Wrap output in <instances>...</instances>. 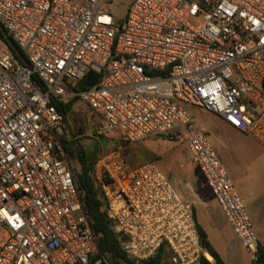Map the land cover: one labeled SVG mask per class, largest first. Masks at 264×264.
<instances>
[{"label":"built area","instance_id":"2783aa9c","mask_svg":"<svg viewBox=\"0 0 264 264\" xmlns=\"http://www.w3.org/2000/svg\"><path fill=\"white\" fill-rule=\"evenodd\" d=\"M110 1L0 0V24L25 58L0 38V264H108L57 132L55 104L72 98L100 119L97 136L116 134L92 178L129 258L138 264L164 247L173 264L213 261L192 205L154 161L132 165L120 151L184 127L193 163L254 259L249 215L186 106L264 148V0H132L121 20Z\"/></svg>","mask_w":264,"mask_h":264},{"label":"rangeland","instance_id":"374dc122","mask_svg":"<svg viewBox=\"0 0 264 264\" xmlns=\"http://www.w3.org/2000/svg\"><path fill=\"white\" fill-rule=\"evenodd\" d=\"M131 1L111 0L104 6L111 16L121 20L125 17ZM186 110L191 115L194 126L204 131L208 142L226 169L249 215L254 230L264 232V148L250 134L234 129L224 122L218 114L208 109L186 106ZM99 124L100 119L90 114L86 104L80 100H75L71 103L70 112L66 114L61 126L57 127V132L68 140L74 141L71 145L74 151L81 149L88 157H94V161L98 154L116 145L115 133L108 137L96 135V128ZM176 132L177 134L170 137L166 135L133 144L122 143L120 144V151L130 163L156 161L175 189L180 190L185 198L193 202L197 221L203 225L201 224L202 219L206 216L203 213L200 214L201 205L198 201L205 202L207 192L203 181L198 176V169L191 163L190 154L184 143L188 134L187 131L184 127H178ZM77 170L79 171V168ZM215 212L213 219L217 222L220 213L217 208ZM221 224L224 225L221 233L228 238V245L234 249L239 245L242 246L238 238L234 239L233 236L229 238L228 235L234 234L226 220L222 219ZM205 228L208 235H217L208 227Z\"/></svg>","mask_w":264,"mask_h":264},{"label":"trees","instance_id":"16d2710c","mask_svg":"<svg viewBox=\"0 0 264 264\" xmlns=\"http://www.w3.org/2000/svg\"><path fill=\"white\" fill-rule=\"evenodd\" d=\"M0 38L12 54L20 61L24 62L25 58L15 42L7 35L5 29L0 24ZM83 88L82 84H79ZM78 98H72L67 103L56 102L57 109L64 115L70 112L71 103ZM171 135H168L170 137ZM61 143L65 151L74 159V173L77 179V185L81 193V200L88 217L91 230L98 238L99 256L106 260L108 264H137L129 258L120 246V242L113 230V223L106 214L104 201L102 200L98 185L92 178V164L94 157H88L81 149L73 150L71 145L74 143L61 135ZM79 168V171L77 170ZM195 216V213H194ZM196 228L199 234L200 242L204 252L212 256L210 262L204 255H201L199 264H225L220 254L214 249L207 238L204 228L198 223L195 216ZM165 257H168L167 259ZM138 264H173L169 260V255L165 248L162 247L157 253L147 260ZM251 264H264V247L257 244L256 256Z\"/></svg>","mask_w":264,"mask_h":264},{"label":"crops","instance_id":"0c3cea01","mask_svg":"<svg viewBox=\"0 0 264 264\" xmlns=\"http://www.w3.org/2000/svg\"><path fill=\"white\" fill-rule=\"evenodd\" d=\"M159 137H164V136H159ZM150 138H155V137H150ZM146 139H149V138H146ZM146 139H143L142 141H144ZM139 142H141V141H139ZM190 160H191V163L198 169V167L193 163L191 155H190ZM154 162L157 164L156 161H154ZM130 164L136 165V164H139V163H130ZM157 166H158V164H157ZM198 171H199V169H198ZM198 176H200L201 180L203 181V184H204V187H205V191L207 192V200L205 202H203V201H198V202L201 205L200 208H199L200 214L203 213L206 216V217L203 216L204 219H202V223H201L203 225H201V226L204 228V230H205V232L207 234V238H208L209 242L212 244V246L214 247V249L220 254V256H221V258H222V260H223V262L225 264H251L252 261H253V259L242 248V246L239 245L238 247H236L234 249L233 247H231L230 245H228V243H227L228 238L225 235H222V233H221L222 227L224 226V225L221 224L222 223V219L223 220H226V218H225L222 210L218 206L215 197L211 193V190L206 185L205 180H204V178H203V176H202V174H201L200 171H199V175ZM178 192L184 197V195L180 192V190H178ZM185 199L191 205L193 204V202H190L187 198H185ZM192 208H193V205H192ZM216 208L219 210V213H220L219 220L217 222L213 219V215H214V213H216L215 212L216 211ZM193 211H194V209H193ZM216 217L218 219V216L217 215H216ZM226 222H227V220H226ZM199 224H200V222H199ZM227 225L232 230V228H231V226L229 225L228 222H227ZM205 227H208L209 230L213 231L217 235H212L213 236V238H212L211 235H208L207 230H206ZM232 233L234 234L233 230H232ZM256 234H257V237H258V243L264 247V232L257 230ZM228 236H229V238H230V236L231 237L233 236L232 238H234V239L237 238L235 234L234 235H228Z\"/></svg>","mask_w":264,"mask_h":264},{"label":"water","instance_id":"95a60500","mask_svg":"<svg viewBox=\"0 0 264 264\" xmlns=\"http://www.w3.org/2000/svg\"><path fill=\"white\" fill-rule=\"evenodd\" d=\"M96 78H97V75L95 73L93 72L88 73L86 80L84 82V85L86 87L91 86L95 82Z\"/></svg>","mask_w":264,"mask_h":264},{"label":"bare ground","instance_id":"6f19581e","mask_svg":"<svg viewBox=\"0 0 264 264\" xmlns=\"http://www.w3.org/2000/svg\"><path fill=\"white\" fill-rule=\"evenodd\" d=\"M209 259L211 258V256L209 254L206 255Z\"/></svg>","mask_w":264,"mask_h":264}]
</instances>
